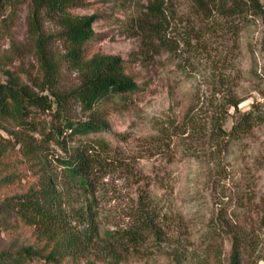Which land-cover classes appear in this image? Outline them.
<instances>
[{
	"label": "rangeland",
	"instance_id": "rangeland-1",
	"mask_svg": "<svg viewBox=\"0 0 264 264\" xmlns=\"http://www.w3.org/2000/svg\"><path fill=\"white\" fill-rule=\"evenodd\" d=\"M147 5L148 0H83L69 11L75 18H94L95 35L83 47V62L95 55L120 57L140 86L99 105L108 130L91 137L111 145L114 165L87 198L98 213L95 224L101 230L129 224L148 196L166 214L167 242L152 255L125 264H176V255L179 264H232L238 234L243 237L237 253L241 264H264V124L227 142L211 133L210 118L229 94L240 100L236 114L252 105L264 110V23L255 20L232 36L198 20L186 0H168L165 34L176 45L172 52L151 54L138 29ZM32 10L33 0H5L0 6V82L39 92L44 55L56 67L55 88L70 91L82 75L67 59L58 37L61 28L45 15L33 18ZM232 123L229 117L225 130ZM41 137L0 118V256L34 248L47 257L61 248L57 239L17 219L7 205L38 189L48 171L59 175L49 158L36 159L27 150ZM50 150L60 155L53 144ZM75 200L73 206L80 207ZM71 227L85 226L72 221ZM19 264L87 262L79 256L57 263L32 257Z\"/></svg>",
	"mask_w": 264,
	"mask_h": 264
},
{
	"label": "trees",
	"instance_id": "trees-1",
	"mask_svg": "<svg viewBox=\"0 0 264 264\" xmlns=\"http://www.w3.org/2000/svg\"><path fill=\"white\" fill-rule=\"evenodd\" d=\"M3 1L0 0V6ZM82 1L33 0L31 15L33 18L45 15L59 24L58 37L67 50V59L82 75L77 87L65 92L55 88L57 70L42 55L43 49L44 79L39 92L26 85L0 82V118H8L22 131L40 134L41 140L27 150L36 159L42 155V160L49 158L48 163L59 168V175L48 171L38 189L8 200V209L38 234L61 243V248L56 247L47 257L43 250L25 248L12 256H0V264H19L32 257L57 263L64 257L77 256L84 258L87 264H125L131 258L152 255L167 242L166 214L158 210L148 196L140 200L130 215L129 224L107 230H101L95 224L98 213L87 198L94 196L114 165L111 145L103 139L91 137L108 130L99 105L133 94L140 86L126 73L120 57L95 55L83 62V47L95 35L92 31L94 18H75L69 13ZM186 1L198 20L228 35H237L255 20L264 23V3L261 0ZM170 14L168 0H148L138 20L147 53L173 51L176 43L165 34ZM224 99L223 105L210 117L211 133L217 140H238L264 124V110L252 105L247 111L236 114L240 100L230 94ZM230 109L234 111L231 115ZM229 117L233 123L230 130H225V121ZM40 125L44 131L38 132ZM51 144L56 146L60 155L50 150ZM75 198L81 202L80 207L73 206ZM72 221L85 227L83 230L72 228ZM242 244L243 237L238 234L233 242L232 264H241L237 253ZM173 260L176 264L182 261L180 255L174 256Z\"/></svg>",
	"mask_w": 264,
	"mask_h": 264
}]
</instances>
